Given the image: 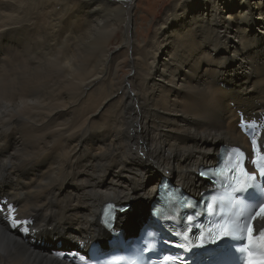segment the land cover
I'll list each match as a JSON object with an SVG mask.
<instances>
[{
	"label": "bare ground",
	"instance_id": "6f19581e",
	"mask_svg": "<svg viewBox=\"0 0 264 264\" xmlns=\"http://www.w3.org/2000/svg\"><path fill=\"white\" fill-rule=\"evenodd\" d=\"M136 1L0 0V197L33 222L0 223V264H73L103 200L132 227L160 175L198 195L216 143L264 126V0H177L143 38Z\"/></svg>",
	"mask_w": 264,
	"mask_h": 264
},
{
	"label": "snow or ice",
	"instance_id": "6c2138e0",
	"mask_svg": "<svg viewBox=\"0 0 264 264\" xmlns=\"http://www.w3.org/2000/svg\"><path fill=\"white\" fill-rule=\"evenodd\" d=\"M251 145L255 158L253 159L250 154V163L255 166L260 177H264V139L258 141L253 137ZM244 155L243 152H239L234 160L229 159L225 162L224 167L218 173V175L225 177L229 181L228 188L230 191H227L222 196L213 197V201L222 202L226 199L239 210L234 213L235 220L218 224L215 228H209L207 235L211 239L208 241V244L215 245L217 249L222 244H227L228 241L240 240L242 236L246 238L250 246L258 245L264 249V224H260V222H264V185L256 183L257 176L254 172L247 169ZM201 175L203 174L201 173ZM252 187H256L260 193V200L257 203H249L242 195H238L245 193ZM207 212L210 215L214 214L212 204L208 205ZM17 213V206L7 201H0V223L11 229L28 233L32 227V220L22 219ZM188 219L191 221L190 217ZM149 236H154V233H149ZM177 236H180V234L177 233ZM182 238L185 241L188 240L187 235H184ZM198 239L200 243L193 242L192 247H185L184 244H181L180 247L184 248L185 251H191L194 248L204 249L205 245H208L205 243L204 234L202 233ZM233 247L235 248V245ZM238 250L247 252L246 264H264V255L255 258L247 248ZM209 264H228V262L222 256L210 255Z\"/></svg>",
	"mask_w": 264,
	"mask_h": 264
},
{
	"label": "rangeland",
	"instance_id": "374dc122",
	"mask_svg": "<svg viewBox=\"0 0 264 264\" xmlns=\"http://www.w3.org/2000/svg\"><path fill=\"white\" fill-rule=\"evenodd\" d=\"M94 1H98V0H94ZM175 1H177V0H137L136 1V3H138L140 5V10H139L140 11V14L139 15H143L144 13H142V12H144L145 10L148 11L149 10L148 6L149 7H152L153 6V8H154L152 11H149L151 17L148 18L147 22L144 23L143 27L141 28L142 30H140V37L141 38H143V36H144V35H142V32L146 31V29L148 27H150L151 23H153L154 21H156L155 20V15H157V18H158L157 20H161L164 17V15L166 14L167 10L173 5V3ZM128 70L129 69L126 68L125 69V72L128 71ZM226 87H230V86H226ZM239 97L245 98L244 96L243 97L242 96H239ZM239 97L238 98L237 97H234V98L240 99ZM239 111H243V110H239ZM246 111H248V110H246ZM225 144H227V143L225 142ZM44 166H45V163L43 161H40L39 164L31 171L32 172V175L36 178L37 176H39L40 174H42V172H46V169H45L46 167H44ZM193 173L196 175V171H194ZM202 186L204 187V185H202ZM148 210H147V212H148ZM141 217H142V215L140 216V218Z\"/></svg>",
	"mask_w": 264,
	"mask_h": 264
},
{
	"label": "water",
	"instance_id": "95a60500",
	"mask_svg": "<svg viewBox=\"0 0 264 264\" xmlns=\"http://www.w3.org/2000/svg\"><path fill=\"white\" fill-rule=\"evenodd\" d=\"M220 145L221 144H218L216 147H217V149H219L220 148ZM128 203H131V202H128ZM131 204H133V203H131ZM135 206V205H134ZM127 214H129V213H127Z\"/></svg>",
	"mask_w": 264,
	"mask_h": 264
}]
</instances>
